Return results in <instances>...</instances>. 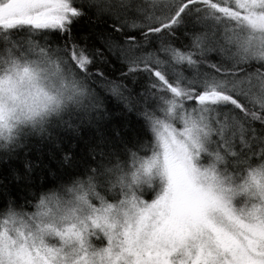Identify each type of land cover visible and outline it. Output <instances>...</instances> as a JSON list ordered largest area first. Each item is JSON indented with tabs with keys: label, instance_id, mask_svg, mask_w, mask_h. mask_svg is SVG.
Returning <instances> with one entry per match:
<instances>
[{
	"label": "snow or ice",
	"instance_id": "1",
	"mask_svg": "<svg viewBox=\"0 0 264 264\" xmlns=\"http://www.w3.org/2000/svg\"><path fill=\"white\" fill-rule=\"evenodd\" d=\"M0 40V158L96 126L98 89L144 121L85 140L94 167L0 176V264H264V0H0ZM37 52L67 70L55 95Z\"/></svg>",
	"mask_w": 264,
	"mask_h": 264
},
{
	"label": "trees",
	"instance_id": "2",
	"mask_svg": "<svg viewBox=\"0 0 264 264\" xmlns=\"http://www.w3.org/2000/svg\"><path fill=\"white\" fill-rule=\"evenodd\" d=\"M93 24H96L95 20L89 21L87 17H85V19L81 20L76 31L81 34H86L90 25ZM98 26L99 25H97V27ZM59 43H63V41L60 40ZM177 43H179V41H177ZM115 67L117 66L113 65L112 68L107 69V74L110 79H116L119 77V73L113 70ZM93 71H95V69H93ZM92 87L95 88L97 86L93 85ZM98 90L100 91L103 100L102 112L106 113V115L96 122V126L93 127L88 126L87 124H82L78 135H73L70 132L62 133L63 138L58 144L49 145L46 143H40V157L37 156V153L34 150L27 154L21 152L20 155L15 158H0V176H9L13 170L21 172L24 167L25 155H27L29 160L40 158L45 165V170L53 168L55 171L54 166L64 152L75 153L78 158L82 157L81 164L83 167L81 168V171H83L84 167H94L95 162L92 160V157L86 154L85 140L95 138L98 129L103 131L106 135H113L112 129L115 127L116 129L123 131L127 138L133 141L139 139L138 134L142 132L144 124L143 118L138 115L135 110L128 111L125 109L123 103L110 92H105L100 89ZM92 115L93 117L96 116L95 113ZM48 179L50 182L48 183L47 188L44 189L45 191L49 188H54L57 183L53 180L51 175ZM67 179L69 178L65 177V180ZM6 182L9 183L10 197L14 200L19 199V202L24 204L25 201L23 197L25 196V193L16 187L18 182L11 178Z\"/></svg>",
	"mask_w": 264,
	"mask_h": 264
},
{
	"label": "clouds",
	"instance_id": "3",
	"mask_svg": "<svg viewBox=\"0 0 264 264\" xmlns=\"http://www.w3.org/2000/svg\"><path fill=\"white\" fill-rule=\"evenodd\" d=\"M0 43H2V40H0ZM17 59L21 64L24 63V57L19 53H17ZM28 59L37 62L35 64H30L29 67L36 69L42 92L55 95L57 90L64 88L70 83L67 70L63 65H57L56 63L44 59L39 52L35 55L28 54ZM6 68V64L0 63V72Z\"/></svg>",
	"mask_w": 264,
	"mask_h": 264
}]
</instances>
